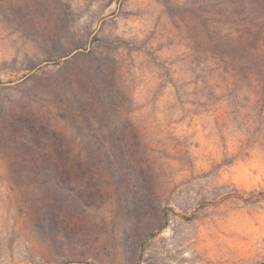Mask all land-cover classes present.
<instances>
[{"label": "rangeland", "instance_id": "obj_1", "mask_svg": "<svg viewBox=\"0 0 264 264\" xmlns=\"http://www.w3.org/2000/svg\"><path fill=\"white\" fill-rule=\"evenodd\" d=\"M0 264H264V0H0Z\"/></svg>", "mask_w": 264, "mask_h": 264}]
</instances>
